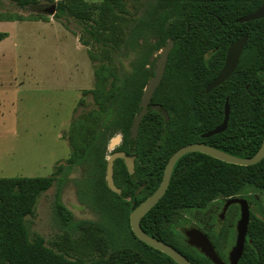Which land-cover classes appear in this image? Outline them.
Segmentation results:
<instances>
[{
  "label": "trees",
  "instance_id": "16d2710c",
  "mask_svg": "<svg viewBox=\"0 0 264 264\" xmlns=\"http://www.w3.org/2000/svg\"><path fill=\"white\" fill-rule=\"evenodd\" d=\"M11 1L20 8L38 6L40 2ZM75 2L78 14L86 20L91 19L88 12L92 9L101 15L126 12L121 0ZM160 3L148 17L140 19V26L131 31L128 43L134 48L143 28L158 35L154 47L160 48L167 40H173L164 75L153 95L155 102L162 104L169 114V120L164 121L159 112L150 110L139 124L136 139L132 141L129 137L142 88L152 74L142 68L151 53L153 46H150L141 53L138 68L118 91L114 103L107 110H101L107 128H122L121 148L137 157L132 174L121 160L114 163L113 180L120 193L106 185V140L100 134L82 154L73 151L64 166L66 169L77 164L86 166L84 177L76 182L77 193L81 203L100 215L94 230L105 235L113 252V261L106 264H177L136 238L129 225L131 210L157 188L164 166L175 150L189 143L204 142L230 154L248 157L257 151L264 138V19L236 22L253 12L261 0H161ZM64 17L65 7L57 2L53 18ZM37 18L46 17L41 14L24 17L0 11V20ZM242 35L247 36V42L236 69L226 81L205 93V86L222 67L227 46ZM7 36V32L0 31V41ZM88 54L93 61L97 59L91 52ZM112 76L104 63L94 67L92 95L98 90L105 91ZM226 97L230 106L226 129L202 138V133L222 122ZM62 168L59 165L55 173H60ZM55 180L57 220L66 228L82 229L84 222L74 220L61 201L63 178L55 179L54 175L0 177V264H85L57 258L43 245L41 237L30 233L27 217L34 215L39 196ZM247 184L264 189V159L240 166L200 152H189L174 165L166 192L141 218V228L178 249L194 264H213L196 248L181 242L184 235L177 231L183 223L181 211L202 208L218 195L235 196ZM247 239L237 264H264V219L254 212H250Z\"/></svg>",
  "mask_w": 264,
  "mask_h": 264
},
{
  "label": "rangeland",
  "instance_id": "374dc122",
  "mask_svg": "<svg viewBox=\"0 0 264 264\" xmlns=\"http://www.w3.org/2000/svg\"><path fill=\"white\" fill-rule=\"evenodd\" d=\"M38 6L20 8L11 0H0V11L24 17L46 18L12 21L0 20V31L8 36L0 41V177L48 176L63 178L61 201L82 229L66 228L55 216L56 180L36 203L35 213L27 217L30 233L43 239V245L57 258L67 262L106 264L112 262V248L105 235L94 230L100 215L80 202L76 182L84 177L85 165L64 167L73 151L82 154L98 134L105 137L104 156L112 152L111 141L121 137L122 128H107L101 110H107L133 71L141 53L156 43L153 30L137 37L129 45L131 31L139 28L140 19L148 17L161 0H121L125 13L101 15L88 12L83 19L75 0H39ZM99 3L101 0H85ZM61 2L65 17L56 20L40 13L39 8ZM97 56L92 60L88 54ZM160 52L151 48L148 63ZM104 63L112 73L105 91L95 96L94 67ZM127 79V82H126ZM59 165L62 171L55 173ZM236 195L253 196L251 211L264 219V189L247 184ZM224 198L222 195L217 200ZM209 202L202 208L181 211L185 219L177 227L183 233L198 219H207ZM211 235L223 228L211 220ZM232 244V231L227 232ZM77 260V261H76Z\"/></svg>",
  "mask_w": 264,
  "mask_h": 264
},
{
  "label": "water",
  "instance_id": "95a60500",
  "mask_svg": "<svg viewBox=\"0 0 264 264\" xmlns=\"http://www.w3.org/2000/svg\"><path fill=\"white\" fill-rule=\"evenodd\" d=\"M56 11V4L52 3L45 7L39 8L40 13L46 14L48 16H53ZM264 19V0H261V4L253 11L248 14H245L239 17L236 22L243 23L248 22L250 20L255 19ZM247 36L242 35L233 42H231L226 49L225 59L222 68L218 72V74L206 85L205 92L208 93L215 87L222 84L226 81L231 74L234 72L238 59L246 45ZM173 40L169 39L160 49L159 55L155 61L154 66V74L148 79L146 82L141 97L140 104L141 109L138 111L137 115L134 117L131 126H130V138L132 140L135 139L138 133V127L142 117L146 114L149 109L161 110L165 120L168 119V115L164 109H161L160 106L150 103V99L153 95L154 90L159 84L161 77L163 75L165 65L167 62L168 54L173 47ZM230 114V106L228 102V97L225 98L224 106H223V119L222 122L211 128L210 130L202 133L200 136L202 138H206L212 136L214 134L223 132L228 123ZM116 139H112L111 147L114 146ZM189 152H200L211 156L213 158L219 159L223 162L236 164L240 166H248L253 165L260 162L264 159V138L257 149V151L248 157H240L218 148H215L211 145L194 142L189 143L184 146L179 147L175 150L171 156L168 158L162 178L157 186V188L153 191V193L148 196L143 202L138 204L133 210H131L129 214V225L132 233L135 235L143 243L148 246L159 250L164 253L168 257H170L177 264H194L190 261L184 254H182L178 249L173 247L172 245L161 241L158 238L152 237L149 234L145 233L140 225L141 218L162 198L166 189L169 185L172 170L174 165L183 155ZM122 158L125 161L127 170L129 173L133 172V156H126L123 152H114L106 159V169H105V181L107 187L116 193H120V189L114 184L113 181V161L115 158ZM237 203L240 209V215L236 222V238L235 243L228 254V264H237L240 260L247 236L248 223L250 219V207L245 198L242 197H229L225 202L224 209H226L230 204ZM187 242L200 250L213 264H226L219 257L217 252L215 251L213 245L211 244L208 237L197 228H189L184 232Z\"/></svg>",
  "mask_w": 264,
  "mask_h": 264
},
{
  "label": "flooded vegetation",
  "instance_id": "af4514ba",
  "mask_svg": "<svg viewBox=\"0 0 264 264\" xmlns=\"http://www.w3.org/2000/svg\"><path fill=\"white\" fill-rule=\"evenodd\" d=\"M167 42V41H166ZM174 45V44H173ZM162 47H160L161 49ZM226 54V53H225ZM159 55V54H158ZM169 55V54H168ZM241 56V55H240ZM158 57V56H157ZM157 57H155V59L151 60L150 64L148 63V60H149V57L147 56L145 58V61H143L142 63V68L146 71H151L152 74H150L146 80V82L148 81V79L154 74V66H155V61L157 59ZM240 58V57H239ZM225 59V58H224ZM167 61H168V58H167ZM238 62H239V59H238ZM224 63V61H223ZM166 65H167V62H166ZM166 65H165V69H166ZM238 65V63H237ZM223 66V64H222ZM237 67V66H236ZM222 68V67H221ZM165 69H164V72H165ZM236 69V68H235ZM220 71V70H219ZM164 72H163V75H164ZM218 74V73H217ZM162 75V77H163ZM162 77H161V80H162ZM160 80V82H161ZM145 82V84H146ZM159 82V84H160ZM144 84V86H145ZM158 84V85H159ZM157 85V87H158ZM143 86V88H144ZM156 87V89H157ZM206 87V86H205ZM143 88H142V91H143ZM156 89L154 90V92L156 91ZM204 91H205V88H204ZM154 92H153V95H154ZM210 92V91H209ZM208 92V93H209ZM206 93V92H205ZM142 94V93H141ZM153 95L150 99V103H153L155 105H158L160 106L161 109H163L162 107V104H158L157 102H155V100L153 99ZM141 97V95H140ZM139 108L138 110L136 111V113L134 114L133 118H132V121L134 119V117L137 115L138 111L141 109V104H140V98H139V104H138ZM174 106V105H173ZM172 106V107H173ZM178 106L175 104V107ZM180 107H178L176 109V112L178 113V109ZM150 110H155V109H149L148 111ZM165 110V109H164ZM148 111L146 113H148ZM157 112H159L163 118L164 121H168L169 120V114L167 113L168 115V119L165 120L163 114L161 113V110H155ZM144 117V116H143ZM142 117V118H143ZM142 120V119H141ZM141 122V121H140ZM132 123V122H131ZM131 126V124H130ZM139 129V127H138ZM129 130H130V127H129ZM138 135V133H137ZM129 137H130V131H129ZM137 137V136H136ZM135 137V139H136ZM113 139H116L117 141L115 142L114 146H113V149H112V152L109 154V156L114 153V152H123L126 156H133V170H134V165L136 163V160H137V157L135 154H132L131 152H128L127 150L125 149H122V145H123V134L121 135V137H115ZM131 139V138H130ZM134 139V140H135ZM132 140V139H131ZM132 140V141H134ZM200 143H204V142H200ZM206 144V143H205ZM105 151V150H104ZM105 158V156H104ZM107 158H105L106 160ZM117 160H121L123 162V164L125 165L126 167V164H125V161L124 159L122 158H115V160L113 161V167H114V163L117 161ZM127 169V167H126ZM128 171V170H127ZM133 173V172H132ZM132 173H129V174H132ZM114 181V180H113ZM140 189V188H139ZM232 197H242V198H245L249 204V207H250V212L251 209H252V205H254V200H253V196H242V195H235V196H232ZM229 197H224V198H220L219 200L216 199V197L211 201L212 204L209 205V210L208 212H210L209 216L207 219H198V224H190L187 228H184V231H183V238H181V242L183 243V245H189L191 246L188 242H187V238L184 234L185 230L189 229V228H197L199 230H201L207 237L208 239L210 240L211 244L213 245L215 251L217 252V254L219 255V257L222 259L223 262H225L226 264H228V254H229V251L231 250V248L233 247L234 243H235V238H236V222L239 218V215H240V209H239V205L237 203H232L230 204L226 209H224V205H225V202L227 201ZM256 201V200H255ZM215 219L216 222L220 223L221 226L224 225L223 228L219 229L218 232L216 233V237H213V235H211V231L212 228H213V223H210L211 220ZM182 220L185 221V219L183 218L182 216ZM229 230L232 231V244L228 243V241H226L228 235H227V232L229 233ZM248 241L247 239V236H246V241L245 243ZM191 247H194V246H191ZM196 248V247H194ZM198 251H200L198 248H196Z\"/></svg>",
  "mask_w": 264,
  "mask_h": 264
}]
</instances>
